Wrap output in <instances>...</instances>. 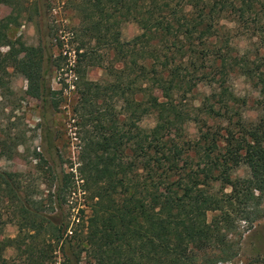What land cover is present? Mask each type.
I'll use <instances>...</instances> for the list:
<instances>
[{
  "label": "trees",
  "instance_id": "1",
  "mask_svg": "<svg viewBox=\"0 0 264 264\" xmlns=\"http://www.w3.org/2000/svg\"><path fill=\"white\" fill-rule=\"evenodd\" d=\"M67 2L77 13L78 36L106 45L120 65L107 69L111 82L84 81L79 93V108L86 114L77 124L82 130L77 190L88 193L89 214L79 210L82 216L73 217L79 229L45 215L32 194L21 196L16 174L0 171V193L15 204L19 216L15 236L0 241V264H55L56 251L75 264L81 258L85 264H232L239 248L231 215L248 219L251 210L236 207L248 209L249 202L264 196V60L238 54L220 22L230 16L237 28L264 42L259 17L264 16V0ZM35 9L39 15V5ZM15 21L11 15L0 20V47L7 48L0 67L20 74L25 94L43 104L49 99L54 111L57 103L51 97L57 93L49 87L45 48L9 42L6 30ZM125 22L136 24L139 33L121 42L117 31ZM78 57L84 61L86 51ZM231 76L252 80L261 95L256 122L245 125L237 117L224 130L220 150L219 132L211 133L205 121L196 140H183L181 123L188 116L183 118L174 95L207 81L211 92L197 110L230 124L238 115L229 106L235 102L226 87ZM124 77L130 80L122 82ZM113 97L125 103L121 110L107 107L106 99ZM149 117L152 126L141 128L139 123ZM0 148L7 157L3 141ZM194 160L202 167L193 169ZM241 165L247 176L231 180ZM215 182L229 192H211ZM207 213L215 215L207 220ZM242 264H264V256L255 251Z\"/></svg>",
  "mask_w": 264,
  "mask_h": 264
},
{
  "label": "rangeland",
  "instance_id": "2",
  "mask_svg": "<svg viewBox=\"0 0 264 264\" xmlns=\"http://www.w3.org/2000/svg\"><path fill=\"white\" fill-rule=\"evenodd\" d=\"M38 5L39 15L35 9ZM9 15L16 18L6 30L9 42L18 40L25 46L45 48L44 66L50 70L49 87L57 93L51 97L57 103V109L52 111L49 108V99L43 104L27 96L25 79L6 65L0 67V143L4 142V153L7 155L4 157L0 153V171L16 174L21 196L32 194L40 201L43 214L64 218L70 222V227L79 229L75 225L76 221L73 222V217L87 216L91 202L88 200V193L83 194L77 190L80 184L77 167L82 147V130L77 124L86 114L84 109L79 108L81 84L84 81L101 85L111 82L107 69H115L120 65L113 61L112 52L106 45L78 36L77 13L67 0H0V20ZM259 17L260 22H264V16L260 14ZM231 18L229 16L220 22L223 25L220 31L226 32L231 46L239 51L238 54H247L250 61L264 60V42L255 41V36L251 33L237 28ZM117 32L119 41L128 42L139 33V29L136 24L125 22ZM81 45L82 50L77 51ZM6 50V47H0V55ZM83 51H86L84 61L78 57ZM174 55L175 58L178 56ZM125 80L129 81L130 77H124L122 82ZM251 81L231 76L226 82L228 91L235 99L234 103L229 102V106L238 114L230 124L227 121L207 119L197 110L204 96L211 92L212 85L207 81H198L185 94H175L174 99L180 101L178 108L183 118L186 114L188 116L181 123V138L186 141L196 140L198 128L202 131L206 129L201 125V121H205L211 133L219 132L217 139L220 150L224 145L221 139L225 137L224 130L231 128L237 117L245 125L255 123L261 95ZM125 97L129 96L126 94ZM106 104L107 107L115 106L116 111L125 106L119 97L111 100L107 98ZM152 124L149 117L144 118L139 126L150 128ZM175 137L179 138L174 132ZM191 167L199 169L202 164L199 160H194ZM247 173L245 166H238L230 174V179L245 178ZM211 192L220 195L228 193L229 188L221 187L220 183L215 182ZM57 197L63 199V202L59 204ZM247 206L248 209H244L242 205H238L235 210H251L252 214L248 219L231 215L232 232H236L233 240L239 248L232 264L244 263L255 251L264 256V196L258 203L249 202ZM79 210L83 211L82 215ZM214 215L215 213H207V220ZM241 215L247 216L244 213ZM18 219L15 204L0 193V241L15 236V220ZM4 255L9 257L12 251L7 249ZM66 257L69 258L67 254L63 256L56 251L55 264H75L73 260L67 261ZM78 264H85L82 258Z\"/></svg>",
  "mask_w": 264,
  "mask_h": 264
},
{
  "label": "built area",
  "instance_id": "3",
  "mask_svg": "<svg viewBox=\"0 0 264 264\" xmlns=\"http://www.w3.org/2000/svg\"><path fill=\"white\" fill-rule=\"evenodd\" d=\"M67 62H68V65H69L70 67H72L71 64L69 63V60H67ZM72 62H73V61H72Z\"/></svg>",
  "mask_w": 264,
  "mask_h": 264
}]
</instances>
